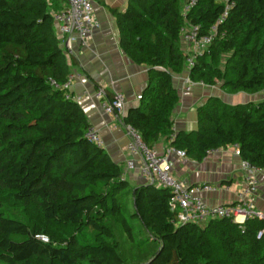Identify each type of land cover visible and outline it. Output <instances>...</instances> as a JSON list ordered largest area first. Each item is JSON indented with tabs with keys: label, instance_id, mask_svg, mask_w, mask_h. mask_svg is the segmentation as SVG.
<instances>
[{
	"label": "trees",
	"instance_id": "obj_1",
	"mask_svg": "<svg viewBox=\"0 0 264 264\" xmlns=\"http://www.w3.org/2000/svg\"><path fill=\"white\" fill-rule=\"evenodd\" d=\"M183 3L128 0L124 10L109 8L121 50L148 69L139 105L122 121L151 148L163 141L202 161L211 151L236 147L241 160L264 173V96L239 104L210 96L196 108V130H173L180 91L174 76L184 70ZM229 3L218 37L196 58L190 78L232 94L264 93V0ZM66 7L65 0H0V199L33 206L41 217L31 228L0 201V264H127L114 224L130 243L157 244L131 264H264V235L256 237L264 219L177 224L169 189L130 187L121 167L85 137L88 119L62 87L77 66L52 18ZM224 7L221 0H197L187 20L205 33ZM128 192L131 213L123 206ZM130 220L146 238L135 239Z\"/></svg>",
	"mask_w": 264,
	"mask_h": 264
},
{
	"label": "crops",
	"instance_id": "obj_2",
	"mask_svg": "<svg viewBox=\"0 0 264 264\" xmlns=\"http://www.w3.org/2000/svg\"><path fill=\"white\" fill-rule=\"evenodd\" d=\"M127 4L128 0H93L94 16L100 25L99 28L85 46L80 44L76 34L67 36L63 46L68 56H72L77 62V66L72 68V73L80 74V79L73 84L69 93L81 106L89 124L98 130L101 147L121 167L129 185L135 187L146 182L137 171L126 172V161L130 157L125 149L128 137L122 118L130 108L139 105L138 96L148 83V69L134 64L123 53L119 45L116 21L109 12V8L124 10ZM97 86L105 92L123 97V116L108 115L102 111L100 101L93 97L98 90ZM212 91L199 86L188 93L179 91V102L173 112L174 132L197 129L196 108L205 103ZM252 96L237 94L223 101L239 104L259 100L252 99ZM168 148V143L160 141L155 149L162 154ZM171 159L173 175L178 180L190 185L208 184L215 188V191L200 194L208 205H228L238 201V194L244 189V179L240 170L241 158L234 154V147L211 151L202 161L189 157L180 159L174 155ZM258 180V192L253 203L256 211L264 213V173L259 174ZM249 199L247 197L246 200Z\"/></svg>",
	"mask_w": 264,
	"mask_h": 264
},
{
	"label": "built area",
	"instance_id": "obj_3",
	"mask_svg": "<svg viewBox=\"0 0 264 264\" xmlns=\"http://www.w3.org/2000/svg\"><path fill=\"white\" fill-rule=\"evenodd\" d=\"M67 7L61 11L53 12L52 18L56 25L60 39L76 34L81 45L85 46L88 39L99 28V23L94 16L93 0H65ZM224 3V11L218 19L210 25L205 33L201 32L199 25H192L187 20L188 13L196 6L197 0H184L181 15L184 18V26L180 30V38L183 46L184 70L180 75L174 76L176 85L182 93L190 92L194 87L213 89L202 81L194 82L190 78V71L198 56L208 52L209 47L218 37L219 27L222 26L233 4L229 0H221ZM223 32L221 35L223 36ZM80 79V74L72 73L62 86L69 92L73 84ZM93 97L100 101L102 111L108 115L123 116L125 103L121 95H114L112 99L106 98L104 89H98ZM141 96H138L140 99ZM128 142L126 152L130 157L126 161V172L137 171L147 184H153L160 188L169 189L172 198L171 210L177 213V224H203L212 219H227L236 224H243L251 218L264 219V213L255 210L254 197L259 187V174L263 171L250 162L241 160L240 170L243 174L244 189L238 194V201L234 204L208 205L200 197L202 192L215 191L211 185H190L178 180L173 175V161L171 156L186 158L182 150L169 147L164 153H159L155 148L149 147L140 134L132 127L125 125ZM175 134L171 135L170 141ZM85 137L92 143L101 146L98 130L89 126ZM234 154L240 157V153L234 147ZM125 176V174H124ZM247 197L250 199L247 201ZM264 235V229L257 232V239ZM42 242L47 243L46 236H37Z\"/></svg>",
	"mask_w": 264,
	"mask_h": 264
},
{
	"label": "rangeland",
	"instance_id": "obj_4",
	"mask_svg": "<svg viewBox=\"0 0 264 264\" xmlns=\"http://www.w3.org/2000/svg\"><path fill=\"white\" fill-rule=\"evenodd\" d=\"M224 59H225V56H222L221 57V65H223ZM210 90H213L212 91L213 93L212 92L209 93L210 96H217L218 95V96H220V98L222 100L225 98L228 99L229 96L232 97V96L237 95V94H243L242 92L232 94V93H229L225 90H221L219 84ZM263 96H264V93L256 94V95L252 96V99H254V100L260 99ZM0 201L3 202V199H0ZM2 204H3V208L7 210V214H9L10 216H11V214H14L16 216V218L21 219L22 221L29 224V226L31 228H34V227L37 228V226H39L41 224L40 214L35 207L28 206V207L24 208V207H21L19 205H15L14 203L9 202V201L8 202L4 201ZM123 206H124L127 213L132 212L133 202H132V196H131L130 192L126 193ZM130 221H131V224L133 225L135 239L138 240L140 238H146L147 237L146 232L142 229L139 222L136 220H130ZM113 228L115 230V235L117 237V240L120 243V252L124 257L127 258V264H131V263L137 261L138 259L153 253V251H155V249L157 248V244H155V243L147 244L146 246H143V247H139L135 243H130L127 239V236L124 233L120 232V229L117 225L114 224ZM14 239L17 241L22 240L21 237H19V238L14 237Z\"/></svg>",
	"mask_w": 264,
	"mask_h": 264
}]
</instances>
